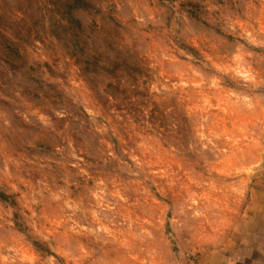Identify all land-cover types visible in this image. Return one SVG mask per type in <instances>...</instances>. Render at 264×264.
Here are the masks:
<instances>
[{
	"label": "rangeland",
	"instance_id": "374dc122",
	"mask_svg": "<svg viewBox=\"0 0 264 264\" xmlns=\"http://www.w3.org/2000/svg\"><path fill=\"white\" fill-rule=\"evenodd\" d=\"M264 165V0H0V264H196Z\"/></svg>",
	"mask_w": 264,
	"mask_h": 264
},
{
	"label": "crops",
	"instance_id": "0c3cea01",
	"mask_svg": "<svg viewBox=\"0 0 264 264\" xmlns=\"http://www.w3.org/2000/svg\"><path fill=\"white\" fill-rule=\"evenodd\" d=\"M196 264H264V165L251 186V201L230 235Z\"/></svg>",
	"mask_w": 264,
	"mask_h": 264
}]
</instances>
